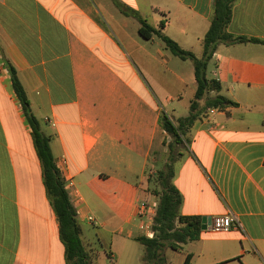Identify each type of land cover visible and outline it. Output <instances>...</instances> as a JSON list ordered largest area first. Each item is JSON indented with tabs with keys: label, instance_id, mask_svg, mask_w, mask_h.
I'll return each mask as SVG.
<instances>
[{
	"label": "crops",
	"instance_id": "obj_1",
	"mask_svg": "<svg viewBox=\"0 0 264 264\" xmlns=\"http://www.w3.org/2000/svg\"><path fill=\"white\" fill-rule=\"evenodd\" d=\"M213 4L0 0V264H67L11 65L50 137L80 222L113 212L120 230L137 229L127 233L138 241L145 231L137 203L159 201L149 176L175 154L181 212L233 213L239 221L230 231L208 225L199 239L183 243V264H264V43L218 45L208 77L222 89L200 100V116L175 143L161 116L190 114L194 62L174 55L157 34L143 37L132 13L156 28L164 22L163 33L201 57ZM228 31L264 40V0H235ZM217 94L238 104L211 112L206 101ZM84 244L94 257L93 244Z\"/></svg>",
	"mask_w": 264,
	"mask_h": 264
},
{
	"label": "trees",
	"instance_id": "obj_2",
	"mask_svg": "<svg viewBox=\"0 0 264 264\" xmlns=\"http://www.w3.org/2000/svg\"><path fill=\"white\" fill-rule=\"evenodd\" d=\"M234 2L235 0H214L213 16L210 27L204 36V51L201 57L191 50L182 48L177 41L163 33L164 22H161L159 28H156L138 12L132 11L141 22L139 31L143 37L149 39L157 34L163 40L165 47L174 55L182 59H192L194 62L197 90L195 98L191 102L190 114L175 120L166 112H163L161 116L163 126L173 136L175 143L183 142L186 139L188 128L200 116V100L206 97L211 90L221 91L222 89L218 79L209 78L207 75L208 65L218 45L220 43L231 44L250 41L264 43V40L260 38L235 35L228 31L233 16ZM10 72L13 89L31 128L37 154L42 163L43 178L48 196L59 220L60 236L65 245L67 264H96L92 253L84 244V231L78 218V210L66 187V179L57 166L50 137L43 131L39 119L33 113L27 92L18 77L16 68L12 65ZM237 104L236 101L222 94L208 97L206 101L207 107L220 109ZM176 157L177 155L171 154L170 162L166 164V167L149 176L150 190L159 199L153 218L154 235L152 237L147 235L136 237V240L146 247L147 264H164L166 259L163 249L166 245L173 249H180L183 243L199 239L203 232V217L201 215H188L181 212L183 195L173 183L175 175L173 162ZM108 255L111 257V252H108ZM190 257L191 254H188L186 263H189Z\"/></svg>",
	"mask_w": 264,
	"mask_h": 264
},
{
	"label": "rangeland",
	"instance_id": "obj_3",
	"mask_svg": "<svg viewBox=\"0 0 264 264\" xmlns=\"http://www.w3.org/2000/svg\"><path fill=\"white\" fill-rule=\"evenodd\" d=\"M213 66L211 63L208 65L207 73L209 77H213ZM9 88H12L10 84ZM93 215V223L81 222V225L83 227L85 241L91 242L95 247L96 253L94 259L96 263L147 264L145 245L128 236V228H133L137 231L134 226L127 225L125 230H120L117 214L113 212L105 215L100 213L98 216L93 213ZM140 221L139 219L138 222ZM111 250L118 254V257L116 259L114 258V260L108 255V252ZM187 251V247L173 249L166 245L163 249V254L166 259L164 264H183V259Z\"/></svg>",
	"mask_w": 264,
	"mask_h": 264
},
{
	"label": "built area",
	"instance_id": "obj_4",
	"mask_svg": "<svg viewBox=\"0 0 264 264\" xmlns=\"http://www.w3.org/2000/svg\"><path fill=\"white\" fill-rule=\"evenodd\" d=\"M216 108H211V112H214ZM158 206L157 200L140 199L137 203V216L140 218V228L145 231V235L152 237L154 235L153 230V218ZM89 220H93L92 215L88 216ZM147 219V220H145ZM239 221L235 214L228 213L221 216H216L212 219L211 228L215 231H230L232 227L238 225Z\"/></svg>",
	"mask_w": 264,
	"mask_h": 264
},
{
	"label": "water",
	"instance_id": "obj_5",
	"mask_svg": "<svg viewBox=\"0 0 264 264\" xmlns=\"http://www.w3.org/2000/svg\"><path fill=\"white\" fill-rule=\"evenodd\" d=\"M212 216H203L202 218V229L206 230L208 228V225L211 227L212 224Z\"/></svg>",
	"mask_w": 264,
	"mask_h": 264
}]
</instances>
